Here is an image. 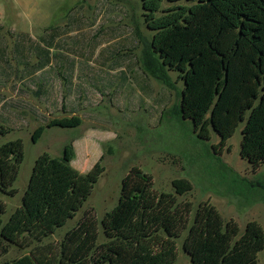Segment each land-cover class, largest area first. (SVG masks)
Returning a JSON list of instances; mask_svg holds the SVG:
<instances>
[{"label": "trees", "instance_id": "1", "mask_svg": "<svg viewBox=\"0 0 264 264\" xmlns=\"http://www.w3.org/2000/svg\"><path fill=\"white\" fill-rule=\"evenodd\" d=\"M141 2L152 32L141 66L171 89L168 74H177L183 83L177 113L192 123L199 139L208 141L216 133L220 142L214 148L222 150L244 123L241 157L259 168L264 164V0ZM165 2L174 5L163 9ZM180 2L186 3L176 4ZM7 47L0 53L1 67ZM28 66L10 70L7 77ZM82 122L77 116L54 119L40 126L32 140L37 142L46 128H77ZM11 132L0 122V193L7 196L16 195L24 162L22 140L1 143ZM74 158L72 144L59 158L42 154L21 206L6 223L0 205L2 240L28 247L38 243L29 254L5 264H175L178 240L185 233L188 264H258L264 250V229L258 223H248L241 233L234 220H225L208 203L192 215L193 205L177 197L192 191L189 181L175 180V194L159 192L153 177L137 167L123 179L118 204L101 221L105 242L99 243V222L91 215L58 245H39L75 218L104 171L97 163L81 174L72 166Z\"/></svg>", "mask_w": 264, "mask_h": 264}, {"label": "rangeland", "instance_id": "2", "mask_svg": "<svg viewBox=\"0 0 264 264\" xmlns=\"http://www.w3.org/2000/svg\"><path fill=\"white\" fill-rule=\"evenodd\" d=\"M26 1L19 0V4H16L0 0V9L5 7L3 20L7 26H15L16 30H29L33 35L41 36L48 27L51 33L61 32L70 15L83 14L90 25L95 16H107L111 20L110 24L124 27L125 36L131 37L137 47L133 46L130 52L113 55L112 60H122L126 67L131 65L133 68L134 74H130L132 82L131 79V83L125 82L126 89L122 86V90H118L114 82V86L111 85L105 92L102 90V82L96 86L88 82L81 93L70 95L75 102L79 101L76 107L78 111L74 110L75 105L70 109L82 119L81 126L70 129L46 128L41 138L34 142L33 134L40 126L54 119L68 118L72 112L66 108L65 112L52 114L46 104L39 100V96L35 95L39 86L20 85L19 81L7 77L8 72L17 67L21 72L24 64L21 65L16 53L18 49L11 44L14 40L7 35V30L3 32L9 46L2 55L4 64L0 66V75L4 74V78L0 77V98L10 118L15 119L3 123L12 127L13 132L2 138L1 143L20 139L24 146V162L14 185L16 195L0 193L4 223L21 206L36 160L44 153L59 158L64 147L72 144L75 150L72 166L79 173L87 174L97 163H100L104 171L75 218L45 239L39 244L41 246L58 245L69 230L76 227L85 216L91 215L99 222V243L105 242L101 221L118 204L122 181L134 167L150 174L159 192L175 194V180L189 181L192 191L177 197L179 202H190L193 205L192 215L200 204L208 203L225 220H234L241 233H244L250 222H256L264 229V164L254 169L241 157L244 123L239 125L226 146L220 150L214 148L220 142L216 133L212 132L208 141L201 140L192 123L179 116L177 108L183 83L177 74H168L174 86L171 89L146 71L140 63L145 58L146 44L152 39L141 0H31L29 4V0ZM173 5L165 2L163 9ZM26 16H31L34 21L30 18L31 21L27 22ZM138 32L144 38L143 42L138 39ZM35 62L33 58L32 62L27 63L32 65ZM133 76L147 79L148 84L141 85L148 88L147 95L137 90ZM66 88L69 87L62 83L57 85V94L54 93V96L66 98ZM114 92H118L116 97L115 94L113 96ZM185 236L186 233L178 240V259L175 264L190 262L189 255L182 247ZM36 246L38 243L29 247L11 245L0 236V264L27 255ZM258 259V264H264V250Z\"/></svg>", "mask_w": 264, "mask_h": 264}, {"label": "crops", "instance_id": "3", "mask_svg": "<svg viewBox=\"0 0 264 264\" xmlns=\"http://www.w3.org/2000/svg\"><path fill=\"white\" fill-rule=\"evenodd\" d=\"M12 2L19 4V0H7V3ZM4 15L5 7L0 9V34L7 30V35L14 40L11 44L13 43L14 47L18 49L16 53L22 60V65H29L30 63L27 62H32L33 58L36 60L35 63H32L34 67L30 64L22 74H12L11 80L19 81L20 85L39 86L40 89L35 92V95L39 96V100L46 104L52 114L63 111V108L65 111L66 108H69L72 116H76L71 109L75 105L74 110L78 111L79 108L76 107L79 101L75 102L76 100L70 95L75 92L81 93L83 86L88 82H92L95 86L102 82V90L105 92L112 87L114 82L117 83L118 90H122V86L126 89L125 82H132L130 76L133 73L132 66L126 67V63L122 60L112 59L113 55L137 46L131 37L125 36L124 27L110 24L111 20L107 19V16H95L90 25L83 14L70 15L61 32L51 33L48 27L41 36H35L29 30H16L15 26H7L3 20ZM26 17L27 22H30L32 17ZM32 21L34 20L32 19ZM7 46L9 43L6 36L0 35V53ZM2 75H0L1 78ZM130 79L131 82H129ZM58 82L70 88H66L68 98L61 97L60 99V97L54 96V93L57 94ZM133 83L140 93L142 91L146 95L149 93L148 88L141 87L143 83L148 84L147 79L141 80L140 77L133 76ZM114 94L116 97L118 92H114L113 96ZM9 114L3 99L0 98L1 123H6L9 119L13 121L14 114L11 113L12 118Z\"/></svg>", "mask_w": 264, "mask_h": 264}]
</instances>
